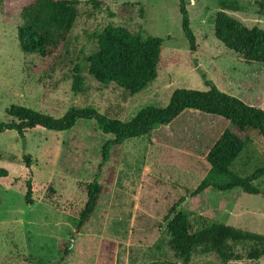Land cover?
Returning a JSON list of instances; mask_svg holds the SVG:
<instances>
[{
  "label": "rangeland",
  "instance_id": "1",
  "mask_svg": "<svg viewBox=\"0 0 264 264\" xmlns=\"http://www.w3.org/2000/svg\"><path fill=\"white\" fill-rule=\"evenodd\" d=\"M75 1L77 17L67 41L53 57L44 59L24 54L19 47L17 16L31 1H3L0 122L8 121L5 110L11 105L53 118H61L71 107H93L126 122L143 108L165 107L176 89L206 90L198 68L221 92L264 109V63H243L240 55L214 36L219 0H182L196 37L193 53L181 29V0H112L99 10L85 0ZM230 1L242 11H224L227 17L264 30L263 0ZM107 26L162 38L166 59L175 62L133 96L116 86L98 84L88 75L85 58L96 50L92 35ZM77 64L83 84L79 92H73ZM226 127L220 118L190 110L148 136L113 148L98 179L108 189L90 221L75 236L78 213L86 200L85 185L97 174L106 137L91 121H81L64 133H27L25 146L14 132L0 134V169L8 173L0 178V264H57L69 242V256L61 264H103L102 240L115 243L113 264H180L167 247L165 230L164 217L174 204L176 211L189 216L194 228L205 219L264 235V177L253 183L259 195L240 189L212 190L197 206L190 198L208 174L206 154ZM25 155L30 157L29 170L23 165ZM263 165L264 158L250 146L230 170L246 177ZM28 178L31 205L24 200ZM237 252L244 255L245 251L237 247ZM190 264L221 262L208 254L193 256ZM226 264H264V257Z\"/></svg>",
  "mask_w": 264,
  "mask_h": 264
},
{
  "label": "trees",
  "instance_id": "2",
  "mask_svg": "<svg viewBox=\"0 0 264 264\" xmlns=\"http://www.w3.org/2000/svg\"><path fill=\"white\" fill-rule=\"evenodd\" d=\"M4 0H0V7ZM22 7L17 19V38L24 54L51 58L67 41L77 17L75 0H30ZM112 0H85L93 10H99ZM133 5V4H131ZM220 11L216 14L214 36L227 49L240 55L247 65L264 63V30L248 28L241 22L229 18L224 11L241 12V7L230 0H219ZM264 9V0L260 2ZM181 29L191 53L196 51V37L190 28L184 2L179 4ZM262 14V13H260ZM96 50L85 58L88 75L103 86L113 85L133 96L154 81L160 72L175 59H166L163 39L144 36L141 30L130 32L123 27L107 26L92 35ZM80 65L73 68L72 89L79 92L83 79ZM206 90L176 89L165 107H146L139 110L126 122L100 114L93 107L68 109L61 118H53L20 105H11L5 110L8 121L0 122V134L14 132L26 145V134L34 131L64 133L73 130L81 121L94 122L97 132L106 137L101 148V161L95 178L85 185L86 200L78 213L74 236L79 234L93 216L97 204L107 191V185L99 183L101 170L110 158L113 148L124 142L148 136L158 127L169 125L184 112L196 111L222 119L227 127L216 139L205 156L209 171L202 182L191 192L190 198L197 206L201 197L212 190L229 192L240 189L248 195H259L254 182L264 177V165L251 175L240 177L230 170L235 160L250 146L264 158V109L251 106L244 101L221 92L201 69H197ZM23 165L30 169V157H23ZM8 175L0 169V178ZM113 175V174H112ZM111 183V181H109ZM108 183V185L110 184ZM25 201L32 204L31 178L25 182ZM181 199L179 202H182ZM174 204L164 217L168 235L167 247L180 264H190L195 255L214 254L221 264L248 259L258 261L264 257V235L205 219L193 227L189 216L176 211ZM69 242L57 264H61L71 249ZM100 255L103 264H113L115 243L102 240ZM244 248V255L237 252ZM156 264V263H151Z\"/></svg>",
  "mask_w": 264,
  "mask_h": 264
}]
</instances>
